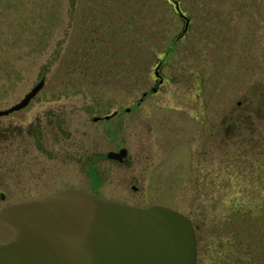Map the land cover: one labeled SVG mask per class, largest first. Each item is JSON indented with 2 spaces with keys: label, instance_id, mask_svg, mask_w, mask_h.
Returning <instances> with one entry per match:
<instances>
[{
  "label": "rangeland",
  "instance_id": "rangeland-1",
  "mask_svg": "<svg viewBox=\"0 0 264 264\" xmlns=\"http://www.w3.org/2000/svg\"><path fill=\"white\" fill-rule=\"evenodd\" d=\"M178 1L189 18L181 36L171 0H0V109L45 75L35 99L0 116L14 135L0 139V207L90 184L84 161L35 148V119L42 147L56 117L61 138L71 131L89 151L107 149L92 117L132 98V134L128 126L120 140L132 142L137 188L128 168L104 161L100 190L187 215L196 264H264V103L258 117L248 111L264 91V0ZM163 56L164 84L136 106Z\"/></svg>",
  "mask_w": 264,
  "mask_h": 264
},
{
  "label": "water",
  "instance_id": "water-1",
  "mask_svg": "<svg viewBox=\"0 0 264 264\" xmlns=\"http://www.w3.org/2000/svg\"><path fill=\"white\" fill-rule=\"evenodd\" d=\"M188 27L178 0H171ZM154 74L160 77L159 65ZM41 75L0 114L20 109ZM96 118V117H94ZM0 264H196L191 219L160 203L136 205L66 186L12 199L0 208Z\"/></svg>",
  "mask_w": 264,
  "mask_h": 264
},
{
  "label": "flooded vegetation",
  "instance_id": "flooded-vegetation-1",
  "mask_svg": "<svg viewBox=\"0 0 264 264\" xmlns=\"http://www.w3.org/2000/svg\"><path fill=\"white\" fill-rule=\"evenodd\" d=\"M174 10L179 14L178 10L174 7ZM182 10V9H181ZM183 12V10H182ZM180 15V14H179ZM182 19L185 20V17L180 15ZM185 23V22H184ZM169 54L167 55V57ZM166 58L160 57L158 58L154 63L153 68V82L154 84L149 87L151 89H143L141 92V96L136 100L135 105L138 106L141 103L144 102L151 94H154L155 92L159 91V89L164 84V81L166 80L165 73H163V69L165 67ZM159 65V72L161 75V82H159L160 77H157L154 74L155 68ZM38 96V92L30 99L28 104L35 99ZM27 104V105H28ZM26 105V106H27ZM10 106V105H9ZM25 107V106H24ZM22 107V108H24ZM20 108V109H22ZM10 111L6 114H0L2 115H8L14 111ZM132 110H134V107H132V98L130 103L127 105H123L122 103H117L114 107H112L108 111H104L96 116H93L92 119L94 121H98L100 123L101 129L100 134L103 140H105V137H109L111 141V147L107 149H92L89 151L88 147L85 145L84 140L80 135H74L71 133V131H68V134L66 137L61 138L60 136L63 135L62 131L66 130L62 126H60V123H58L57 118L54 117L46 122L44 126H46V134L51 137L54 136V140L49 143L50 148L48 149L46 145H43V147L40 144L41 140H44L42 137L44 136V131L41 129V118H37L34 121V128L33 130L27 129V132L33 135L34 139V146L35 148L40 152H49L52 156H55L58 154L59 151H63L66 153L68 157L75 156L77 158H71L72 160L82 163L84 161L83 168L85 169V172L88 174L90 179V184L88 187L84 186H75V185H67V186H75V187H81L85 188L89 191H93L98 193L101 196H104L106 198L110 199H116L119 201L131 203V204H138V202H135L132 200V193L130 196H128V193L125 195H107L103 193L100 190L101 185V175L99 171H97L98 162H104L107 161L110 164H115L117 166H125L129 170V182L130 187L132 189H136L137 186L135 184H132V142L130 145H126L124 141L120 140V132L126 129V127L130 126L129 134H132ZM96 117V118H94ZM135 119V117L133 118ZM7 125V124H5ZM2 132V135L0 134V139H4V137L13 138L14 135H11L7 132L6 129L3 131L0 130V133ZM9 134V135H8ZM24 134V129L20 128L19 133L16 135V137L19 139V136H22ZM51 134V135H50ZM4 136V137H3ZM23 137V136H22ZM61 138V139H60ZM9 139V138H8ZM63 139V140H62ZM9 143H7L8 145ZM91 152V153H89ZM84 158H86L84 160ZM126 182L128 181V178L125 177ZM66 187V186H64ZM60 188V187H59ZM55 190V189H54ZM40 193V192H39ZM31 195V194H30ZM33 195V194H32ZM27 196V195H26ZM18 198V197H17ZM4 199V193H0V200ZM15 199V198H14Z\"/></svg>",
  "mask_w": 264,
  "mask_h": 264
},
{
  "label": "trees",
  "instance_id": "trees-1",
  "mask_svg": "<svg viewBox=\"0 0 264 264\" xmlns=\"http://www.w3.org/2000/svg\"><path fill=\"white\" fill-rule=\"evenodd\" d=\"M256 96H257V98H258V100H259V102H258V104L257 105H255V107L254 106H252L251 108H249V112H250V114L252 115V114H254V115H257V117H258V114L261 112L262 113V107H261V105H260V103L262 104V103H264V91L263 92H258L257 94H256ZM250 105H252V104H250ZM251 139H249V147H248V151H250V152H252V151H254V148H253V143H251ZM263 149V148H262Z\"/></svg>",
  "mask_w": 264,
  "mask_h": 264
}]
</instances>
